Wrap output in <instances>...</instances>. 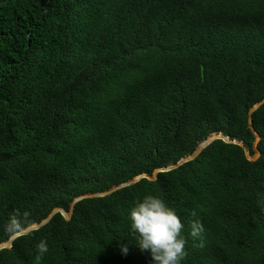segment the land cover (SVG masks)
<instances>
[{"label":"trees","instance_id":"obj_1","mask_svg":"<svg viewBox=\"0 0 264 264\" xmlns=\"http://www.w3.org/2000/svg\"><path fill=\"white\" fill-rule=\"evenodd\" d=\"M263 99L264 0H0V244L11 215L73 208L0 264H153L145 195L183 223L181 264H264Z\"/></svg>","mask_w":264,"mask_h":264},{"label":"clouds","instance_id":"obj_2","mask_svg":"<svg viewBox=\"0 0 264 264\" xmlns=\"http://www.w3.org/2000/svg\"><path fill=\"white\" fill-rule=\"evenodd\" d=\"M192 217L197 216L195 210L190 211ZM130 227L136 234L137 245L141 251L150 252L153 264H181L186 259L187 240L182 235L184 225L175 210L156 195H145L130 209ZM23 225L18 214L11 215L6 226L10 234H15ZM189 235L200 241V247L204 246L202 222L197 218L190 221ZM39 261L49 251L46 240H41L36 245ZM127 252L126 246L122 247Z\"/></svg>","mask_w":264,"mask_h":264},{"label":"water","instance_id":"obj_3","mask_svg":"<svg viewBox=\"0 0 264 264\" xmlns=\"http://www.w3.org/2000/svg\"><path fill=\"white\" fill-rule=\"evenodd\" d=\"M264 102V99L262 100V101H260L259 103H257L255 106H253V108H252V110L251 111H254L255 109H257L262 103ZM219 137H221V135H218V134H213L212 136H210L208 139H206L204 142H202L201 143V145H200V147H199V149L193 154V155H191V156H189V157H187V158H184V159H182L180 162H178L177 164H175L174 166H171V167H175V166H178V165H180L181 163H183L184 161H186V160H188V159H191V158H193V157H195L205 146H207L209 143H211L214 139H216V138H219ZM246 152H247V149H246ZM248 153H249V151H248ZM165 168H163V169H158L155 173H157L158 171H160V170H164ZM140 177H142V176H139V177H137V178H135V179H132V180H130V181H127L126 183H123V184H120L119 186H116V187H114V188H112V189H110V190H108V191H105V192H99V193H93V194H87V195H85V196H90V195H104V194H106V193H109V192H111L112 190H114V189H116V188H119V187H121V186H124V185H127V184H129V183H132V182H135V181H137ZM85 196H83V197H85ZM82 197V196H81ZM81 197H79L78 199H80ZM78 199H76L75 201H77ZM58 211H61L66 217H71V215H72V212H73V208H72V210L70 211V213H66V211L64 210V209H60V208H57V209H55L47 218H45L43 221H41L40 223H36V224H34V225H32V226H30V227H28L27 229H24V230H22V231H19V232H17V233H15L12 237H11V239L8 241V242H6V243H1L0 244V249H2L3 247H11L12 245H13V243H14V239L18 236V235H20V234H24V233H28L30 230H32V229H34V228H38V227H40L41 225H43V224H45L46 222H48L51 218H52V216L56 213V212H58Z\"/></svg>","mask_w":264,"mask_h":264},{"label":"rangeland","instance_id":"obj_4","mask_svg":"<svg viewBox=\"0 0 264 264\" xmlns=\"http://www.w3.org/2000/svg\"><path fill=\"white\" fill-rule=\"evenodd\" d=\"M257 156H258V152L257 151L253 155L249 153V158H256Z\"/></svg>","mask_w":264,"mask_h":264}]
</instances>
